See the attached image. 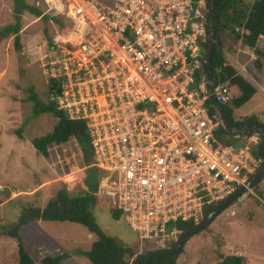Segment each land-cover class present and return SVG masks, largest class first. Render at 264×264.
Listing matches in <instances>:
<instances>
[{
    "label": "built area",
    "instance_id": "2783aa9c",
    "mask_svg": "<svg viewBox=\"0 0 264 264\" xmlns=\"http://www.w3.org/2000/svg\"><path fill=\"white\" fill-rule=\"evenodd\" d=\"M43 1L60 10L67 31L41 48L43 74L54 82L46 101L83 122L89 167L104 172L97 195L113 202L140 246L168 248L179 234L172 223L198 222L204 206L260 165L257 136L236 147L214 138L220 123L208 96L219 107L232 97L215 81L206 93L207 1ZM41 49L35 44L33 55Z\"/></svg>",
    "mask_w": 264,
    "mask_h": 264
},
{
    "label": "rangeland",
    "instance_id": "374dc122",
    "mask_svg": "<svg viewBox=\"0 0 264 264\" xmlns=\"http://www.w3.org/2000/svg\"><path fill=\"white\" fill-rule=\"evenodd\" d=\"M253 1L240 0V3L248 5ZM31 2L33 0H0V229L4 227L7 230L17 223L22 210L42 209L60 190H75V194H80V189L85 190L80 171L83 167L87 168L92 160L87 141L80 147L85 151L83 154L73 138L60 146L48 145L46 159L38 156L31 145L34 138L50 133L57 121L52 112L34 110L30 101L33 98L44 107L49 104L46 101L47 75L43 74L45 49L33 55L19 44V51L14 50L13 36L9 37L7 32L15 25L21 35L30 36L38 30L40 24L33 25L35 15L27 10ZM47 9L46 5L35 9L45 18V22L41 21L45 26L50 22L46 28L42 27L38 40L51 42L56 34L64 30V25L60 10ZM62 32L67 34V31ZM228 37L224 40L230 43ZM20 40L24 41L23 36ZM258 40L253 49H248L253 56L256 50L264 53V39ZM245 49L239 44L232 47L233 53H227L230 55L228 61L237 68H246L241 75L250 82L252 76L257 88L247 103L233 111L232 118L239 121L252 116L261 122L264 121V81L260 72L252 70ZM237 95L236 88L229 89V96ZM219 135L215 134L214 138L218 139ZM244 143V139H238L233 145L236 147ZM96 199L90 209L91 218L105 236L137 253L151 249L145 244L139 246L137 235L125 224L121 212L117 211L118 214L113 216L115 207L109 198L97 195ZM18 235L35 264H39L45 253L52 258L65 255L61 264H89L85 257L78 254L87 252L95 238L80 225L42 221H31L21 226ZM218 255L239 256L242 264H264V178L254 191L246 192L204 231L192 236L183 245L175 264H216ZM16 260V245L0 236V264H16Z\"/></svg>",
    "mask_w": 264,
    "mask_h": 264
},
{
    "label": "trees",
    "instance_id": "16d2710c",
    "mask_svg": "<svg viewBox=\"0 0 264 264\" xmlns=\"http://www.w3.org/2000/svg\"><path fill=\"white\" fill-rule=\"evenodd\" d=\"M209 5L212 11V20L214 23L212 31L214 48L210 63L212 78L216 83H227L228 89L234 87L238 91V95L236 97H232L229 102L225 106H221L220 109L230 128L241 129L246 122L253 121L264 131V121L259 122L255 119V117L253 118L250 116L239 121L233 120V111L241 108L255 95L256 86L254 83L245 79L242 75H239L234 66L227 61L229 55L227 53H231L232 47L237 44H240L245 48L247 47L248 49H253L258 39H264V0H254L248 5L241 4L240 0H209ZM28 10L31 12L33 11L35 16L39 15L35 11L34 7H31ZM7 32L10 33L9 37L13 36L14 50L19 51V44L21 45L22 42H26L29 39L28 35L22 34L24 41L20 40L21 35L18 34L16 25L7 30ZM226 36H229L228 39H230V43H227L226 40H224V37L226 39ZM201 49L200 59L203 63L206 51L205 43L202 45ZM254 54L257 57L255 61L251 63V68L253 71L262 73L264 53L262 50H256ZM201 68L203 69V65ZM46 82V87L49 91L50 86H54V82L53 80H46ZM48 91L46 95H48ZM56 91L58 92V90ZM30 101L33 102L34 110L41 113L52 112L54 117L57 119L50 133L33 139L31 145L38 156L46 159L48 157V145L60 146L65 144L69 138L76 140L79 145V149L82 147L83 143L87 141L85 126L82 121L68 120L61 112L56 111L55 104L53 102L44 107L33 98H30ZM262 118H264V115ZM15 133L19 136L18 131ZM215 134H220L217 140L222 144L232 146H234L233 144H237L238 139L227 136L220 127H218ZM80 151L82 154L85 152L82 149H80ZM253 154L260 160L262 159L263 148L261 144L257 146ZM89 162L88 165H86L88 167L83 170L82 183L85 186V190L80 189L82 191L80 194H75V190L72 192L65 189L60 190L57 192L55 198L49 200L47 205L42 209L28 208L27 210H22V213L19 215L15 225H13L9 230L4 227L0 229V236L10 239L16 245V264H35L28 252L24 249L18 235L19 228L23 225H28L31 221L70 223L80 225L85 228L86 231L91 233L95 238L90 244L87 252L83 253V255L82 253L77 254L85 257L89 264L132 263V258L137 251L118 243L113 238L105 236L91 218L90 209L97 201V187L100 177L104 176V172L96 168L89 167ZM85 171L86 173L84 174ZM263 178L264 173L261 180ZM247 180L248 179H246V181ZM257 184L254 185L251 190L254 191ZM235 201L237 200L232 201L228 206L232 205ZM218 202L204 206L200 215V220ZM228 206L221 210L218 215L221 214ZM117 214L118 212L114 210L113 216ZM211 222L186 237L176 254L147 258L142 260L140 264H175L176 258L182 252L183 245L192 236L204 231L211 224ZM193 224L194 223L191 221H176L172 223V226L179 233H181ZM172 244L173 243H171L169 247H171ZM145 245L149 246V244ZM152 250L160 249H154L151 247V249L142 251L141 253ZM137 254H139V252ZM65 258V255H59L52 258L45 253L40 259L39 264H61ZM217 258L219 260L216 264H242V258L239 256L224 257L222 255H218Z\"/></svg>",
    "mask_w": 264,
    "mask_h": 264
},
{
    "label": "water",
    "instance_id": "95a60500",
    "mask_svg": "<svg viewBox=\"0 0 264 264\" xmlns=\"http://www.w3.org/2000/svg\"><path fill=\"white\" fill-rule=\"evenodd\" d=\"M208 8V16L210 18V26L207 28L206 31V51H205V58L203 60V70L205 74V79L207 81L206 85V93L209 94L211 87L214 85V79L212 78V74L210 72V63H211V56L213 53L214 48V40H213V27L214 23L212 20V11L209 6V2H207ZM209 103L211 104L212 108L215 110L219 122L220 128L223 132L232 138L241 139L244 138L248 134L256 135L259 139V142L263 148V156L259 165V169L243 184V186H239L229 195H227L224 199L219 201L201 220L194 223L192 226L184 230L183 232L179 233L174 240L171 247L160 249V250H152L144 253L137 254L131 264H140V262L147 258H152L155 256H168L176 254L182 243L184 242L185 238L188 237L195 231L200 230L201 228L205 227L209 224L217 215L218 213L223 210L226 206L229 205L232 201L236 200L237 198H241L242 195L249 191L254 185H256L262 178L264 173V131L253 121L246 122L241 129H233L230 128L228 123L226 122L224 115L220 109V107L216 104L213 98L209 95L208 96Z\"/></svg>",
    "mask_w": 264,
    "mask_h": 264
},
{
    "label": "crops",
    "instance_id": "0c3cea01",
    "mask_svg": "<svg viewBox=\"0 0 264 264\" xmlns=\"http://www.w3.org/2000/svg\"><path fill=\"white\" fill-rule=\"evenodd\" d=\"M29 1V0H28ZM30 1H32V0H30ZM43 0H33V3H32V5L31 4H29L30 6H27V7H29V8H31V6L32 7H34L35 9L36 8H38V7H40V6H43V5H45V2L43 1ZM30 3V2H29ZM47 7V6H46ZM28 8V9H29ZM27 9V10H28ZM32 13L34 14V12L32 11ZM35 19V20H34ZM33 20L35 21V23L33 24V25H35V24H38L39 26H38V30L37 31H33V34H31L29 37H31L29 40H27L26 42H22V44H21V48L22 49H24V48H26L27 50H29V53H31V54H33V49H34V46H35V44H37L38 43V46L40 47V49L43 47V45L47 42L45 39H43V41L42 40H38V35L40 34V35H42V31H41V29H42V27H43V29L44 28H46L48 25H49V23L50 22H47L46 23V26L44 25V23H42V22H45L44 20H45V18L42 16V15H38V16H34V18H33ZM42 21V22H41ZM42 23V24H41ZM21 35V34H20ZM22 36V35H21ZM39 41V42H38ZM260 41V39L258 40V42ZM25 44V45H24ZM264 49V48H263ZM230 56V55H229ZM229 56H228V58H227V61H228V59H229ZM229 62V61H228ZM232 88H234V87H232ZM84 168V167H83ZM83 169H81V175H82V177H83V171H82ZM70 176V175H69ZM68 176V177H69ZM67 178V177H66ZM19 193V192H18Z\"/></svg>",
    "mask_w": 264,
    "mask_h": 264
},
{
    "label": "clouds",
    "instance_id": "9594fccd",
    "mask_svg": "<svg viewBox=\"0 0 264 264\" xmlns=\"http://www.w3.org/2000/svg\"><path fill=\"white\" fill-rule=\"evenodd\" d=\"M207 2H209V0H206ZM207 2H206V5H207ZM210 6V5H209ZM207 10H208V8H207ZM208 14V13H207ZM208 18H209V16H208ZM209 21H210V18H209ZM209 26H210V24H209ZM240 45V44H239ZM213 109V108H212ZM245 116V115H244ZM218 117V116H217ZM219 120V119H218ZM220 123V122H219ZM220 127V126H219ZM249 135H253V134H248V135H246L244 138H246V137H248ZM256 136V135H255ZM244 138H241V139H239V140H243ZM235 139V138H234ZM259 140V139H258ZM259 144H260V142H259ZM260 162H261V160H260ZM250 178V177H249ZM248 178V179H249ZM259 183V182H258ZM249 191H251V189L249 190ZM249 191H246V192H249ZM246 192L242 195V197L246 194ZM241 197V198H242ZM241 198H237L236 200L238 201V200H240ZM224 199V198H223ZM137 255V254H136Z\"/></svg>",
    "mask_w": 264,
    "mask_h": 264
},
{
    "label": "bare ground",
    "instance_id": "6f19581e",
    "mask_svg": "<svg viewBox=\"0 0 264 264\" xmlns=\"http://www.w3.org/2000/svg\"><path fill=\"white\" fill-rule=\"evenodd\" d=\"M101 183H102V186H104V184H103V183H104V181H102Z\"/></svg>",
    "mask_w": 264,
    "mask_h": 264
}]
</instances>
